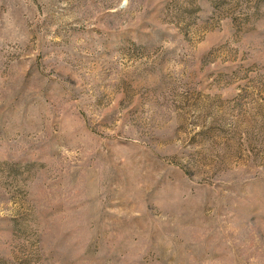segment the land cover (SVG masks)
Listing matches in <instances>:
<instances>
[{
    "label": "rangeland",
    "instance_id": "374dc122",
    "mask_svg": "<svg viewBox=\"0 0 264 264\" xmlns=\"http://www.w3.org/2000/svg\"><path fill=\"white\" fill-rule=\"evenodd\" d=\"M0 264H264V0H0Z\"/></svg>",
    "mask_w": 264,
    "mask_h": 264
}]
</instances>
